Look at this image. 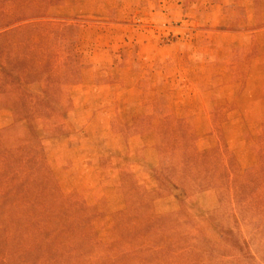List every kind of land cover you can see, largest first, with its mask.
<instances>
[{
    "label": "rangeland",
    "instance_id": "rangeland-1",
    "mask_svg": "<svg viewBox=\"0 0 264 264\" xmlns=\"http://www.w3.org/2000/svg\"><path fill=\"white\" fill-rule=\"evenodd\" d=\"M0 53V264H264V0H0Z\"/></svg>",
    "mask_w": 264,
    "mask_h": 264
},
{
    "label": "trees",
    "instance_id": "trees-1",
    "mask_svg": "<svg viewBox=\"0 0 264 264\" xmlns=\"http://www.w3.org/2000/svg\"><path fill=\"white\" fill-rule=\"evenodd\" d=\"M0 55H1V57L3 58V60H5V62H4V64L2 65L1 63H0V69L4 72V74L6 75V76H4L5 78H8V79H5L4 77H3V75H1V72H0V80H3V81H7V82H16V81H18V82H22V80L21 79H19V78H17V75L14 73V71H16V67H13V66H10L11 64L10 63H8V61L7 60H10V54L8 53V54H6V55H3L2 53H0ZM12 82H11V84H12ZM14 84V83H13ZM20 160V164H21V166L25 169V171H26V165L25 164H29V162L30 163H32V160H33V158H30L29 157V159H28V161H24V159H19ZM32 167L33 166H31V168H30V170L32 169ZM27 172V171H26ZM25 181H26V179H25ZM30 183V181H27V183H26V185H28ZM30 188H32V186H29V189ZM15 193V192H14ZM19 194H22V196H24V197H28L29 196V194H27L24 190H21V191H19L18 192ZM12 194V193H11ZM38 197H41L39 194H38ZM8 198H10L9 196H8V194H4V195H2L1 197H0V200H1V202L2 203H5V201L8 199ZM40 203L41 204H44L45 203V201L42 199L41 201H40ZM47 209V208H46ZM45 230H46V228H44L42 231H38L37 233L39 234V235H41V234H43L44 235V237L45 238H48V237H46L45 236ZM63 233V229H58V231H57V236L56 237H59L61 234ZM50 238V237H49ZM53 242H54V244L56 243L57 245H59L60 244V241H57V239L56 238H54L53 239Z\"/></svg>",
    "mask_w": 264,
    "mask_h": 264
}]
</instances>
